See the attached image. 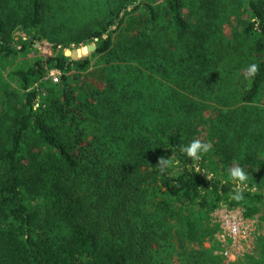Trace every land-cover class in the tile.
Returning <instances> with one entry per match:
<instances>
[{"label": "trees", "instance_id": "trees-1", "mask_svg": "<svg viewBox=\"0 0 264 264\" xmlns=\"http://www.w3.org/2000/svg\"><path fill=\"white\" fill-rule=\"evenodd\" d=\"M114 1L77 43L98 38L94 52L136 67H125L123 76L109 81L115 91L120 84V93L127 90L130 81L139 88L117 101L116 92L74 95L67 74L87 69L90 60L72 61L49 51L15 72L22 93L0 87V108L13 102L8 126L1 127L5 121L0 120V264H234L215 253L216 229L208 216L230 197L231 205L243 204L246 216L264 204V108L258 106H264V0H236L251 12L247 20H237L238 29L228 20L238 7L227 0H192L201 11L194 22L185 12L187 0H165L163 24L160 6ZM0 7L11 9L0 13L5 56L44 40L48 0H0ZM141 7L139 17L128 16ZM223 7L229 35L220 29ZM227 7L233 10L228 13ZM16 25L32 30L19 44L9 33ZM76 51L65 54L75 59L87 54ZM251 64L257 72L249 77ZM169 66L176 70L180 91L147 93L143 70L150 78L158 74L169 80ZM46 68L60 72L63 96H40ZM240 76L247 78L243 90L228 86L237 107L220 111L203 128L207 106L202 101L224 106V96H187L185 84L196 82L198 95L209 92L217 78L224 93V78ZM101 118L109 120L108 129L101 136L90 133L85 124ZM109 136L114 143L97 142ZM194 141L210 145L198 157L253 174L240 186L242 199H234L236 183L205 172L197 158L181 150Z\"/></svg>", "mask_w": 264, "mask_h": 264}, {"label": "rangeland", "instance_id": "rangeland-1", "mask_svg": "<svg viewBox=\"0 0 264 264\" xmlns=\"http://www.w3.org/2000/svg\"><path fill=\"white\" fill-rule=\"evenodd\" d=\"M143 2H149L154 4L155 6H160L162 8L160 23H165V0H142ZM190 2V3H189ZM193 1L187 0L186 11L188 17L191 22H194L195 19L199 18L201 15V11L197 9V7L191 4ZM49 10L48 16L46 18L45 26L43 29V41L35 42L30 47L26 48L25 51H19L13 55L5 56L0 51V87L6 88L8 91L12 92H20L21 80L15 74L17 70H26L33 66L35 61L39 58H44L46 53L49 51L51 55L55 56H64L69 60L75 61L80 58H88L90 60L89 67L85 70H78L74 68L67 74V87L70 92L74 95L85 96L87 93L91 92V90L97 91L95 96H112L114 92H116V101L118 96H125L126 92L131 91L132 88H139L136 83L128 84L127 90L120 93V85L117 86L116 91L114 88L110 87L109 81L114 82V78L119 79L124 75L125 67L133 66L130 63L125 62H117L113 61L105 54L97 53L94 51L90 52L88 48V44L94 45L96 48L98 46V38L89 39L88 43L79 42L77 43V39L80 38L81 34L83 35L86 30H91V28L96 26V21L101 19L104 16L106 10L111 6H115L114 0H48ZM236 4L235 7H238V10L231 7L237 11L235 14H231L228 20H231L232 25L237 26V29L240 28L237 20L245 21L250 18L251 12L247 11V9L237 4L236 0L231 1L227 0V5ZM132 6H129L127 10H130ZM144 8L141 7L140 10L129 13V17H139L140 13ZM228 9V13L233 10L231 8ZM231 9V10H230ZM11 10V9H10ZM10 10L4 9L0 7V13L3 11L9 12ZM12 10H17L19 12H23L22 8H18V6H14ZM123 12H121L122 16ZM186 14V13H185ZM223 18L221 23V30L225 35H229L230 27L227 24H224V7L222 8V16ZM20 26V25H18ZM17 25L12 27L9 30L10 36H12L17 44L19 42L26 40V34L31 32L30 26H26L25 28H20ZM117 25L111 26L110 29H114ZM225 29V32H224ZM86 33V32H85ZM117 38V34L114 36ZM50 40H54L58 44L54 47H51ZM50 47V48H49ZM19 48V46H17ZM77 49L76 52L79 53H87L85 56H80L78 58H72L70 55L65 54L67 50ZM96 50V49H95ZM169 50V54L173 55L175 52H171L175 49ZM129 64V65H128ZM119 66V68H117ZM133 68H136L133 66ZM47 72L44 78L39 81L38 89L40 91V96H50L51 98H55L56 96H63L61 94V87L63 86V82L60 83V79L57 82L53 81L54 76L60 77V72L55 68H46ZM169 80H165L164 76L156 75V77L150 78L151 75L149 72H145L143 70L144 78H142L146 82V86H148V92H158L159 96H174L176 90H179V85L174 83L176 80V70L167 67ZM138 78V77H133ZM216 79V80H215ZM212 79V88L208 90L209 92L203 90V92L197 94V89L195 88L194 81H188L185 84V89L182 91L187 96H216V94H222L224 96V106L223 104L215 103L212 100H203V106H207L203 109V115L206 123L202 125L203 128L210 123V119L214 120L217 117L220 111H224V113H228L234 110L237 107V103L235 104V100L229 98L231 96V92L228 86H231L232 89H236L238 91L243 90L244 83H247V78L240 76L236 81H230L229 78H224V93H222L223 86L219 82L217 78ZM108 81V82H107ZM210 85V84H208ZM221 88L220 93L217 90V87ZM152 88V89H151ZM92 90V91H93ZM134 90V89H132ZM117 91H119L117 93ZM146 93V94H147ZM20 95V94H19ZM146 96V95H145ZM226 98L228 100H226ZM42 102V100H41ZM10 103L13 102L11 101ZM105 103V102H104ZM118 103V102H116ZM12 105H8L6 107L0 108V120L3 122L1 127L8 126L10 123L11 117L13 116ZM258 104H256L257 107ZM97 106V105H96ZM260 109H263V103L259 104ZM35 107H38L35 104ZM263 107V108H262ZM262 111V110H261ZM104 118L99 119V121L95 122H87L85 125L88 126L90 133L97 132L98 135L101 136V131L108 129V122ZM94 125V123H98ZM105 125H107L105 127ZM91 127V128H90ZM105 127V128H104ZM108 135V134H107ZM116 135V134H115ZM113 135V136H115ZM112 141L114 138L111 136L107 138L97 139V142H102L103 140ZM69 142H72L73 139H66ZM114 141V140H113ZM112 141V142H113ZM114 143V142H113ZM84 144V143H83ZM262 155L261 157H263ZM199 166L205 170V172L216 174L219 178L224 180H230L233 183H236L229 177V172L232 168L238 167H226L225 164H219V161L216 158L207 157V159H203L202 155L198 158ZM244 172L247 169L241 168ZM248 179L251 178L252 181L254 178L253 174H249ZM249 182H245L240 184V186H247ZM237 184V183H236ZM262 188L263 185H261ZM233 200V197L228 198L225 203H222L218 207L214 208L209 212V221L210 224L215 227L214 240L217 244L218 250L215 253L220 254L224 257L227 262L234 264H264V204L258 206V212L253 216H246L243 204L231 205L230 202ZM231 214L235 217L237 223L233 226H229L227 224L228 219ZM246 232V238L243 239V232ZM224 233V234H223ZM172 237L171 240H173Z\"/></svg>", "mask_w": 264, "mask_h": 264}, {"label": "clouds", "instance_id": "clouds-1", "mask_svg": "<svg viewBox=\"0 0 264 264\" xmlns=\"http://www.w3.org/2000/svg\"><path fill=\"white\" fill-rule=\"evenodd\" d=\"M257 72V65L256 64H251L247 68V75L249 77L255 75ZM210 145L208 144H201L199 141H194L190 145L184 146L181 150L186 152L188 156L198 158V153L199 152H206L208 151ZM167 161L163 162V166H168ZM229 177L233 181L237 183V187L235 189V195L234 199L240 200L242 199V194L240 190V184L245 183L248 180V175L239 167L232 168L229 172Z\"/></svg>", "mask_w": 264, "mask_h": 264}, {"label": "built area", "instance_id": "built-area-1", "mask_svg": "<svg viewBox=\"0 0 264 264\" xmlns=\"http://www.w3.org/2000/svg\"><path fill=\"white\" fill-rule=\"evenodd\" d=\"M59 80V75L58 76H54L53 77V81L54 82H57ZM237 223V221H236V219H235V217L231 214V216H230V218L228 219V221H227V224L229 225V226H234L235 224ZM224 234V233H223ZM245 234H246V232L244 231L243 232V239H245L246 238V236H245Z\"/></svg>", "mask_w": 264, "mask_h": 264}, {"label": "water", "instance_id": "water-1", "mask_svg": "<svg viewBox=\"0 0 264 264\" xmlns=\"http://www.w3.org/2000/svg\"><path fill=\"white\" fill-rule=\"evenodd\" d=\"M88 48L90 49V52L95 51V49H96V47L92 44H88Z\"/></svg>", "mask_w": 264, "mask_h": 264}]
</instances>
